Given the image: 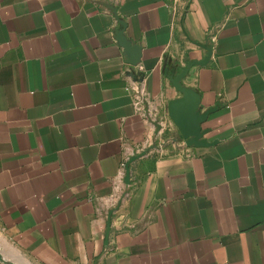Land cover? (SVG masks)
<instances>
[{"label":"crops","instance_id":"crops-1","mask_svg":"<svg viewBox=\"0 0 264 264\" xmlns=\"http://www.w3.org/2000/svg\"><path fill=\"white\" fill-rule=\"evenodd\" d=\"M176 1L0 0L4 261L264 264V0Z\"/></svg>","mask_w":264,"mask_h":264},{"label":"water","instance_id":"water-1","mask_svg":"<svg viewBox=\"0 0 264 264\" xmlns=\"http://www.w3.org/2000/svg\"><path fill=\"white\" fill-rule=\"evenodd\" d=\"M193 138H189V136L188 135H186L185 136V138L187 139L186 140V144H188V145H191V144H196V143H198L199 141H200V135H199V133H198V131L197 132H195L193 135H191ZM153 147H155V146H153ZM150 149H147V150H145L144 152H142V153H140V154H137V155H134L128 162H127V165H126V175H125V182H126V184H127V187L129 186V184L131 183V164L135 161V160H137V159H139L140 157H142V156H144L146 153H148V151H149ZM109 230H110V227H109ZM109 230H108V233H109ZM0 259H2L1 257H0ZM3 260V259H2ZM8 263V262H7Z\"/></svg>","mask_w":264,"mask_h":264},{"label":"built area","instance_id":"built-area-1","mask_svg":"<svg viewBox=\"0 0 264 264\" xmlns=\"http://www.w3.org/2000/svg\"><path fill=\"white\" fill-rule=\"evenodd\" d=\"M176 4H177V1L174 0V2H173V7H175V9H176V7H177ZM143 152H144V151H143ZM141 153H142V152H141ZM138 154H140V153H138ZM136 155H137V154H136ZM123 165L126 166V165H127V162H124ZM0 264H10V263H7L6 261L0 259Z\"/></svg>","mask_w":264,"mask_h":264}]
</instances>
